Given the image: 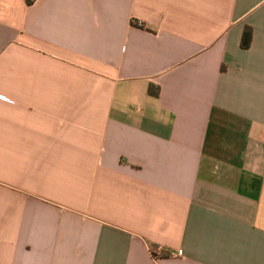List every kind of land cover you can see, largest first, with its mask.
Returning <instances> with one entry per match:
<instances>
[{"label": "crops", "instance_id": "0c3cea01", "mask_svg": "<svg viewBox=\"0 0 264 264\" xmlns=\"http://www.w3.org/2000/svg\"><path fill=\"white\" fill-rule=\"evenodd\" d=\"M0 264H264V0H0Z\"/></svg>", "mask_w": 264, "mask_h": 264}, {"label": "trees", "instance_id": "16d2710c", "mask_svg": "<svg viewBox=\"0 0 264 264\" xmlns=\"http://www.w3.org/2000/svg\"><path fill=\"white\" fill-rule=\"evenodd\" d=\"M27 5H30L32 3V0H25ZM133 25H138L136 22L132 21ZM250 36H251V30L250 28H246L244 30V34H243V46H247L249 41H250ZM148 93L149 95L153 96V97H158L159 95V87L158 86H154L152 84L149 85L148 87Z\"/></svg>", "mask_w": 264, "mask_h": 264}]
</instances>
